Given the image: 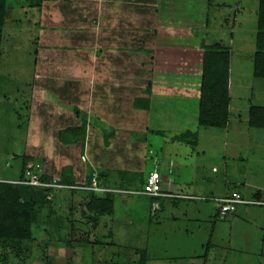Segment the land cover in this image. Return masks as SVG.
I'll use <instances>...</instances> for the list:
<instances>
[{
    "label": "rangeland",
    "instance_id": "1",
    "mask_svg": "<svg viewBox=\"0 0 264 264\" xmlns=\"http://www.w3.org/2000/svg\"><path fill=\"white\" fill-rule=\"evenodd\" d=\"M92 1L94 0H83L78 4H91ZM108 1L117 2L115 10L118 12H121L123 2L136 4L134 0ZM148 1L149 26L155 21L156 10L160 7L163 19L169 18L165 9L174 6L177 8L174 18L170 17L177 36L171 44L174 48L167 56V68L163 73V78L170 79L168 81H171V85L175 82L178 84L172 85L176 89V95L167 98L172 100L167 101L172 106V112L177 117L179 115V122L172 128L177 131L196 126L199 130L198 151L207 144L217 145L211 152H205V156L204 152L194 156L187 155L194 147L184 145L185 160L181 157L180 165L188 166L191 163L190 167L193 166L196 173L207 172L209 176H214L213 165L222 175L225 172L224 166L228 165L232 178L238 171L245 179H264V174L261 177L258 174H245L248 169L243 164L239 163L237 170V161L234 163L229 158V162L225 164L223 160L225 142L232 143L227 146L229 157L235 158V155L242 154L243 150L238 153V149L234 147L238 142L232 132L237 128L236 125L248 129L250 107L264 106V79L253 75L259 0ZM59 2L61 0H8L11 11L4 28L0 53V180L22 179L23 158L26 156L41 164L42 174L60 181L68 174H73L76 181L80 177L84 181L92 173L112 175L114 177L108 179L111 184L121 182L123 176L125 179L129 178L130 183L141 174L147 176L154 161L158 160L156 154L161 155L162 145L165 149L170 148L168 138L151 133L162 132L160 130L164 129L161 122L157 121V104L153 105L150 113V106L146 109L143 119H132L130 114L145 111L144 106L138 108L133 103L125 108L112 103L116 98L106 94L108 87L104 90L105 96L94 98V91L90 92L87 85L71 83L82 81L83 65H79L78 77L70 78L76 71L72 70L73 65L70 63L77 59L71 56L70 51L72 46L77 48V37L64 33L66 29H62L60 22L63 13L59 10ZM34 4L35 7L32 6ZM106 8L108 6L105 4ZM149 32L154 38L155 30L151 29ZM69 38L74 40L71 46ZM200 39H204L207 46L221 43L233 52V102L228 125L230 132L225 129L201 128L195 122L196 119L198 122V92L187 86L192 82L188 76L195 75L194 71L197 69L199 73L203 62L197 46ZM148 45L152 47L153 44L150 42ZM184 48L188 53L183 52ZM65 49L66 52H63ZM62 52L66 59H61ZM78 60L83 61L85 58ZM116 91L113 89L114 93ZM155 92L159 93L158 90ZM155 100L158 101V96ZM239 121L242 123H238ZM85 122L88 131L77 139L79 141L65 144L63 141L70 139V133L66 130ZM148 127L151 129L149 133ZM251 129L255 132L253 141H256V145L264 146V129ZM209 130L212 133H207ZM243 139L245 138H240ZM242 149H246V146L243 145ZM82 156H85L86 161L82 160ZM210 161L214 164L206 163ZM127 165L134 166L133 173L126 170ZM76 184L79 185L78 182ZM127 189L141 191L144 185L139 188L132 184ZM227 191L230 194L234 192L231 183H227L222 189L224 193ZM74 192L75 195L69 192L59 194L52 204V215L63 229L61 236L49 225H35V243L25 242L19 257L10 249L0 248L3 250L1 253L8 252L9 255L7 260L0 256V264H138L141 257L137 252L141 249L147 252V264H264V208L254 209L262 212L261 218H255L256 223L242 222L238 225L240 222L233 220L235 214L226 218H221L218 214L219 217L216 218L219 204L210 201L205 202L204 210L194 216L186 218L175 215L180 217L181 224L164 223L155 228L154 223H149V209L143 211L128 205L144 199V196H127L129 199L124 203L126 198L117 194L113 219L106 216L99 228L95 229L90 223L85 226L84 222L88 219L82 217L83 201L79 196L87 194ZM71 208L75 210L72 215ZM47 213L46 209L45 214ZM171 214V211H167L160 213V216L166 215L169 219ZM72 218L81 220L83 224L79 226L81 232L75 231L74 237L70 232ZM111 220H116L115 224ZM103 223L105 226L108 224V228ZM80 238L93 243L82 240V244L78 241ZM66 239L71 244H67Z\"/></svg>",
    "mask_w": 264,
    "mask_h": 264
},
{
    "label": "crops",
    "instance_id": "2",
    "mask_svg": "<svg viewBox=\"0 0 264 264\" xmlns=\"http://www.w3.org/2000/svg\"><path fill=\"white\" fill-rule=\"evenodd\" d=\"M82 1L83 0H71L70 2H65L61 0V2H59V10L63 13V17L61 18L60 22L61 25H63L62 29H66V32L64 33L66 35L69 34L71 37H77L75 39V42L78 44V46L77 48L72 46V50L70 51L71 56H74V58L77 59V61H72L70 63L71 65H73L72 70L76 69V71H74L75 74L72 75L70 78L78 77L79 65H83V71H80L82 75V81L80 83L71 81V83L73 85H87V87L90 88V92L94 91V98L105 96L104 90L108 87L109 91H107L106 94H108L109 97H113L114 99L116 98V100H112V103L121 105L125 108H127L131 104L133 105L134 101L138 99H146L148 97L150 105V111L148 110L149 113L152 112L153 105L157 104V109L155 111V113H158L156 115L158 118L157 121L161 122L160 124H162L161 126H163L164 129L160 130L162 132H158L151 131V129L148 127L147 131L148 133L151 131L152 134H157L159 136L161 135V138H168L170 140V148L165 149L166 147L164 148L162 145L160 149L161 155L156 154L158 160L154 161L152 170H150L148 175L153 171H157L160 174L162 181L161 189L165 192L186 194L194 197L223 198L229 195L230 191L224 193L222 192V189L226 186L227 183H231L234 186V192H239L240 194H242L243 197L247 199L259 198V196H264L263 178L260 180H253L248 177V179H245L241 175L242 173H239L238 171L236 176L232 178L229 175L228 165L224 166L225 172L223 175L219 174V169H217V167L213 165L212 173L214 176H209L207 172H203V174L196 173V170L192 168L193 166L190 167V165H192L191 163L188 164V166H182L179 163L181 157L185 160V157H183V154H186L184 145H192L191 143H189V141L182 142L181 140H179V137L185 134L187 131L195 132L198 134L199 130L196 128V126H194L193 129L187 128L177 131L172 128L175 124L179 122V115L177 117V115L172 112V106H169L167 103V101H172L167 99L168 97L176 95V89L172 85H178L176 82L172 83L171 85V81H168L170 79L163 78V73H165L164 71L167 68L165 62L168 54L172 53L174 46H172L171 44L175 42L177 36V31L173 29L171 24V22L173 21H171L170 19V17L174 18L173 16L177 14L175 13V10L177 9L176 6H174V8L165 9V14H167V16L169 15V18L167 19H163L161 17V7L157 9V17L155 18V21L149 26L147 23V8L149 6L146 5L149 2L148 0H134L136 4H134V2H123L121 3L122 6H120L121 12L115 10L117 6V2L115 1L107 0V2H105L104 0H94L91 2V4H78ZM105 4L108 6V8L106 9ZM77 5L80 7H77ZM70 13L73 15L70 16ZM85 17H89L87 19H90L91 23L87 22V19H85ZM151 29H154L156 32L154 38H152V36L150 35L151 32L149 31ZM230 36L232 40L233 33L230 34ZM68 41L69 45L71 46L74 40L72 38H69ZM150 42L153 44L152 47H149L148 45ZM184 44H186L185 41ZM204 44V39H200V41L197 42V46L199 48V53H201V56H203L204 54ZM66 49L63 52H66ZM230 51V96L232 105L233 98L231 92L233 91V82L231 80V61L233 52L232 49H230ZM63 52L61 53V59H66V55H63ZM183 52L188 53V50L184 48ZM79 58H85V60H78ZM194 72L195 75L192 76V74L190 73L192 77L188 76L189 79L192 80V82H190L187 87L195 92H198V97L200 98L202 64L200 66L199 73L198 69ZM65 77H68V75ZM68 83L70 82L68 81ZM149 84L151 85L150 95L147 94L146 90ZM113 89L117 91L114 93ZM156 90L159 91L158 94H156ZM156 96H158V101L155 100ZM166 105L168 107H166ZM231 105L230 112L232 109ZM146 111L147 110L139 112L136 111L134 112V114H130V117H134L137 119L142 118L145 116ZM116 116H118V113ZM195 122L198 124L197 119ZM238 123L242 122L239 121ZM228 127L229 126H227L225 130L230 132V130H228ZM236 127L237 128L232 132V134L238 144H235L234 147L238 149V153H241L240 151L242 150L243 151L242 154L239 155H235L236 153L234 152L233 154L235 155V158L229 157L227 154V146L229 147L232 143L228 142L227 144L225 142L223 148V160H225L224 163L227 164L230 158L235 161L234 163H236L237 161V170H239L238 166L240 163L243 164L246 169H248L245 174H258L257 176H263L262 174H264V146L256 145V141H253L255 137V132H252V129L249 128V126L248 129L243 127L242 129L238 125H236ZM86 131H88V126ZM209 131L210 132L207 133H212L211 130ZM243 134H245V136H243ZM241 137L245 139L240 140ZM243 145L246 146V149H242ZM193 147L194 149H191L189 151L190 153L187 155L194 156L196 153L204 152L203 154L205 156V152H211V149L217 148V145L216 143L213 145L207 144L199 151V145H197V143L195 144V146L193 145ZM85 149L87 150V147H85ZM84 152L86 151L84 150ZM210 156L212 155L210 154ZM188 161V158H186V162ZM206 163L214 164L211 161ZM133 167L134 166L127 165L126 170L128 171L129 169V172L133 173ZM240 170H242V166L240 167ZM234 171L236 170L234 169ZM148 175L146 176L145 174H141L137 177H134V180L131 183L129 182V178L125 179L123 176L121 182L119 181V183L115 182L113 184L109 183L108 179L114 176L102 175V183L106 184L107 187L122 190H129L127 188L132 184L134 187L141 188L143 187V185H145L146 178L148 177ZM77 176L78 175H76V177ZM5 181L8 182L16 180ZM86 181L87 177L84 181L83 177H80L77 182L85 183ZM113 185L117 187H114ZM122 196L125 198L127 197L125 195ZM84 197L85 195L79 196V198L83 202ZM128 199L129 198L124 199V203H126ZM210 201L211 200L190 201L144 197V199L130 202L128 203V205L135 206L143 211L149 209V223H154V227L156 228L157 226L158 228L161 227L164 223L181 224L182 221L180 217L177 218L175 217V215L183 216L186 218H188L189 216H194L204 210L205 202ZM255 208L258 207L240 206L235 215H233V220L237 223L240 222L238 223V225L242 224V222H244L245 224H251V222L256 223L255 218H261L260 215L262 214V212L254 210ZM167 211H171L172 213L169 219H167L166 215L160 216V213L164 214ZM74 212V208H71L70 214L72 215L74 214ZM85 214L86 211L82 204V217H86L88 219L87 222H84L85 226L89 225L86 223H90L93 225V221L90 220V214ZM215 215L216 218L219 217L218 212ZM103 218L100 219V224ZM153 219H156V221H153ZM70 221L71 230L72 224L74 223L75 231L81 232V227L79 226L83 225L82 221L79 219L77 220L75 218H72ZM111 221L113 222V224H115L114 222H116V220ZM103 225L105 226V223H103ZM130 225H132L131 222ZM99 226L97 228H99ZM106 227L108 228V224L105 226V228ZM58 228L60 229V232H62V227L58 226ZM71 230L70 232L72 233ZM154 231H156V229H154ZM127 232L129 233L128 230ZM80 240H83L86 243L89 242V244L93 243L90 240L85 241L84 238L78 239V241ZM84 242L81 243L83 244ZM98 243H100V241Z\"/></svg>",
    "mask_w": 264,
    "mask_h": 264
},
{
    "label": "trees",
    "instance_id": "3",
    "mask_svg": "<svg viewBox=\"0 0 264 264\" xmlns=\"http://www.w3.org/2000/svg\"><path fill=\"white\" fill-rule=\"evenodd\" d=\"M32 6L35 7L36 4ZM10 11L8 0H0V53L4 41V28ZM87 18L89 17H85V19ZM87 22L91 23V20L87 19ZM255 43L253 75L255 78L264 79V0H259ZM230 60L231 51L223 44L216 43L212 46L204 44L198 110V124L201 128L226 129L229 124L231 115ZM150 87L151 85L149 84L146 89L148 95L151 94ZM134 104L138 105V108L144 106L145 110L149 109V97L138 99ZM248 126L254 129H264V106L250 107ZM86 129V122L80 126L76 125L68 128L66 132L70 133V139L67 138L68 140L63 142L65 144L74 143L75 140L86 133ZM197 136V133L187 131L179 137V140L182 142L189 141V143L195 145ZM29 161H33L31 157L26 156L23 158L22 176L24 167ZM93 175H97L100 183L107 186L102 183L104 175L102 176L100 173L89 175L86 183L91 182ZM51 179L53 177L43 174V180L49 181ZM61 181L69 185H77L73 174H68ZM43 193V191L29 186L15 185L5 180H0V248L10 249L16 257H19L25 242L35 243L36 238L34 237L33 228L35 225L40 226V223L44 226H51V229L57 230L56 232L61 236L62 232L58 228V222L52 215L53 202L46 200ZM86 194L83 202V207L86 211L85 215L90 214L93 228L97 229L101 218L114 214L115 194H106L102 197L95 196L92 193ZM72 195H75V192H72ZM46 209L48 210L47 215L45 214ZM71 231V236L74 237V223ZM66 241L67 244H71L68 239ZM80 241L82 242V240ZM29 248L28 252L30 251ZM2 251L0 250L1 258L7 260L9 257L8 252L1 253ZM137 253L141 257L138 264H147V252L141 249Z\"/></svg>",
    "mask_w": 264,
    "mask_h": 264
},
{
    "label": "built area",
    "instance_id": "4",
    "mask_svg": "<svg viewBox=\"0 0 264 264\" xmlns=\"http://www.w3.org/2000/svg\"><path fill=\"white\" fill-rule=\"evenodd\" d=\"M86 161L85 156L82 157ZM42 166L40 163L29 161L24 167L23 178L16 181H8L15 185H25L31 188L41 190L46 200L55 202L61 193L78 191L80 193H92L95 196L102 197L106 194L125 195V196H144L149 198H162L172 200H190V201H215L219 204V216L226 218L231 214H235L240 206L260 207L264 208V196L259 198L247 199L239 192H233L223 198H207L194 197L186 194L165 192L161 189V176L157 171L151 172L146 178L144 189L138 190H122L104 186L100 183L98 176L93 175L90 183L69 185L53 178L49 181L43 180L41 173Z\"/></svg>",
    "mask_w": 264,
    "mask_h": 264
}]
</instances>
